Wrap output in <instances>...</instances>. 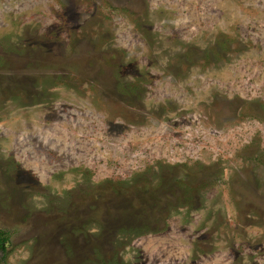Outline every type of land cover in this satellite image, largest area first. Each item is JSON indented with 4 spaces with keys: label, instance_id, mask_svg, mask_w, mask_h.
<instances>
[{
    "label": "rangeland",
    "instance_id": "374dc122",
    "mask_svg": "<svg viewBox=\"0 0 264 264\" xmlns=\"http://www.w3.org/2000/svg\"><path fill=\"white\" fill-rule=\"evenodd\" d=\"M0 264H264V0H0Z\"/></svg>",
    "mask_w": 264,
    "mask_h": 264
},
{
    "label": "trees",
    "instance_id": "16d2710c",
    "mask_svg": "<svg viewBox=\"0 0 264 264\" xmlns=\"http://www.w3.org/2000/svg\"><path fill=\"white\" fill-rule=\"evenodd\" d=\"M4 241H5V239L0 236V248L4 249V247H5V245H4L5 242Z\"/></svg>",
    "mask_w": 264,
    "mask_h": 264
}]
</instances>
